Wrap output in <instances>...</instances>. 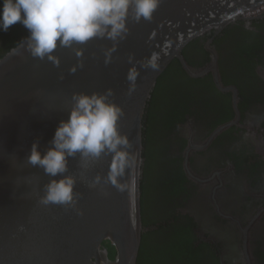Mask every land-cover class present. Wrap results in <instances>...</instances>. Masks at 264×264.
<instances>
[{
  "label": "water",
  "instance_id": "95a60500",
  "mask_svg": "<svg viewBox=\"0 0 264 264\" xmlns=\"http://www.w3.org/2000/svg\"><path fill=\"white\" fill-rule=\"evenodd\" d=\"M261 7L264 0H161L151 21L129 20L123 40H90L76 46L83 49L81 57L57 47L58 66L32 57L24 40L0 58V264H136L142 237L143 122L153 89L171 62L185 65L182 50L188 43ZM114 43L116 50L105 63ZM153 52L160 57L157 71L140 66ZM133 66L139 75L129 95L126 74ZM108 89L123 109L117 126L130 142V163L120 181L126 187L121 191L107 181L110 154L95 160L77 154L68 158L63 174L76 181L75 207L42 204L45 186L62 177L27 164L32 144L38 142L41 152L50 147L59 122L68 118L74 92ZM97 175L100 184L89 187Z\"/></svg>",
  "mask_w": 264,
  "mask_h": 264
},
{
  "label": "flooded vegetation",
  "instance_id": "af4514ba",
  "mask_svg": "<svg viewBox=\"0 0 264 264\" xmlns=\"http://www.w3.org/2000/svg\"><path fill=\"white\" fill-rule=\"evenodd\" d=\"M182 57L144 116L136 264H264V7Z\"/></svg>",
  "mask_w": 264,
  "mask_h": 264
},
{
  "label": "clouds",
  "instance_id": "9594fccd",
  "mask_svg": "<svg viewBox=\"0 0 264 264\" xmlns=\"http://www.w3.org/2000/svg\"><path fill=\"white\" fill-rule=\"evenodd\" d=\"M160 3L161 0H0V31L7 32L20 23L28 31L24 47L31 56L46 58L58 66L59 59L53 55L57 47L71 48L81 57L83 49L76 46L90 40H123L130 31L129 20L151 21ZM115 50L116 43L106 51L105 63L110 62ZM159 59V54L153 52L140 66L157 71ZM132 61L130 56L129 64ZM138 75L134 66L126 74L129 95L135 91ZM112 96V89L104 93L74 92L68 118L59 122L50 147L41 152L38 142L32 144L27 164L43 169L50 177H62L50 180L45 186L42 204L75 207L76 181L63 174L68 170V158L77 154L82 159L93 160L110 154L107 181L121 191L126 187L120 181L130 163V142L118 129V121L124 113L121 106L110 99ZM101 179L97 175L89 187H96Z\"/></svg>",
  "mask_w": 264,
  "mask_h": 264
},
{
  "label": "trees",
  "instance_id": "16d2710c",
  "mask_svg": "<svg viewBox=\"0 0 264 264\" xmlns=\"http://www.w3.org/2000/svg\"><path fill=\"white\" fill-rule=\"evenodd\" d=\"M27 36H28V31L20 23H17L15 25L11 26L7 32L0 31V58H2L12 48L16 47L19 43H21L24 40V38H26ZM165 71L161 75V77L165 74ZM160 78L158 79V81L160 80ZM158 81H157V83H158ZM141 189H142V185H141ZM108 248L111 251L113 250L111 247H108ZM111 251H110V257H111V259H114L115 253H114V251H112V252ZM140 253H141V251L139 252V256H140ZM137 262H138V260H137Z\"/></svg>",
  "mask_w": 264,
  "mask_h": 264
}]
</instances>
